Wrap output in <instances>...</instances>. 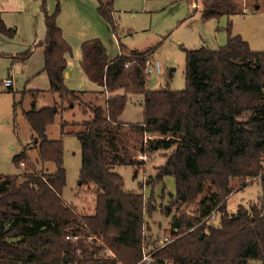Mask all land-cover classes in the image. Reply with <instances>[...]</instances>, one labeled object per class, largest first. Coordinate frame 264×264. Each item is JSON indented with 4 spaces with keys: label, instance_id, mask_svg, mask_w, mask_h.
<instances>
[{
    "label": "trees",
    "instance_id": "trees-1",
    "mask_svg": "<svg viewBox=\"0 0 264 264\" xmlns=\"http://www.w3.org/2000/svg\"><path fill=\"white\" fill-rule=\"evenodd\" d=\"M54 1L52 14L47 13L45 0L41 2L42 70L47 92L57 95L62 107H78L88 116L72 133L81 151L78 182L92 186L95 206L92 213L79 214L62 200L66 180L62 141L46 135L61 106L31 104L23 115L33 144L40 160L54 163L56 171L32 170L24 149L13 157L20 172L0 174V264H264V51L251 50L241 36L231 35L228 24L227 41L219 48L183 49V89L168 85L153 89L145 67L154 62L149 57L156 46L129 49L120 44L119 53L109 57L98 38H88L80 44L79 65L99 88L70 90L64 80L71 47L57 24L61 0ZM96 1L98 15L116 32L114 0ZM199 2L202 20L229 18L246 10L242 0ZM14 34L0 13V35ZM31 51L32 47L16 55L14 62L28 59ZM0 86V92L12 91L2 81ZM41 92L31 90L32 95ZM129 94L143 96L142 122L119 119ZM65 125L61 124V134ZM145 134L155 137L148 140L147 152L166 151L164 163L147 184L154 187L166 177L174 179V198L163 214L168 217L175 208L170 234L176 238L154 251L149 262L139 263L146 240L145 216L155 211V199L143 200L139 191L125 189L115 168L132 166L136 178L143 162L135 155L143 150ZM255 179L260 181L261 197L229 214L231 182ZM138 186L142 188L141 181ZM181 205H194V211L183 212ZM213 212L219 216L218 224L209 221ZM106 249L115 258L101 256Z\"/></svg>",
    "mask_w": 264,
    "mask_h": 264
},
{
    "label": "rangeland",
    "instance_id": "rangeland-1",
    "mask_svg": "<svg viewBox=\"0 0 264 264\" xmlns=\"http://www.w3.org/2000/svg\"><path fill=\"white\" fill-rule=\"evenodd\" d=\"M41 2L42 0H0V13L5 25L15 29L12 38L0 35V82L8 74L13 77L12 91L0 92L2 175L20 172V168L13 164V157L24 149L32 170L45 173L56 171L54 163L40 160L37 147L33 144L31 129L23 115V111L33 103L37 108L54 104L61 106L59 97L47 92L48 80L42 70L43 50L39 42L44 39L45 25ZM199 5V0H114L112 16L116 32H113L110 25L98 15L96 0H61L57 24L71 47V54L67 55V76L64 80L66 87L70 90L89 91V87L93 85L79 67L80 44L88 38H98L109 57H115L119 53L120 44L129 49L156 46V51L149 57V61H157L160 65V73L150 76V79L154 78L156 81L151 84L153 89H161L166 85L173 90L183 89V49L219 48L227 41L228 24L231 26V35L241 36L253 51H264V0H242V7L246 9L243 13L229 18L221 16L207 20H202ZM55 7L54 0H45L48 14L54 13ZM31 47L28 59L14 62L16 55L23 54ZM31 90L43 92L32 95ZM142 105V95L129 94L120 121L132 124L142 122ZM87 118L78 107L70 108L64 104L46 128L49 139L62 141L66 180L61 198L79 214H90L95 206L92 186L80 185L78 182L81 151L80 143L72 133L81 129L80 123ZM62 123L66 124L64 134H61L60 129ZM147 135L150 140H154V136ZM164 152L166 151L162 149L148 151L147 160L142 161L143 165L137 166L136 178H133L132 166L115 168L123 178L125 189L139 191L143 194V200L150 196L155 199V211L150 216H145L143 226L146 240L142 246L146 250L156 248L162 238L168 236L171 231L170 218L175 212V208H171L170 216L163 214L164 209L170 208V202L174 198V179L166 177L154 187H150L151 182L150 185L147 184L156 174V168L164 163ZM139 181L142 182L141 189ZM243 184L241 180L231 182L233 192L226 202L229 214L236 212L239 205L247 206L262 195L258 179ZM180 210L190 214L194 211V205H181ZM209 221L218 224V214Z\"/></svg>",
    "mask_w": 264,
    "mask_h": 264
},
{
    "label": "built area",
    "instance_id": "built-area-1",
    "mask_svg": "<svg viewBox=\"0 0 264 264\" xmlns=\"http://www.w3.org/2000/svg\"><path fill=\"white\" fill-rule=\"evenodd\" d=\"M195 6H197V4H195ZM145 72L148 75L159 74L160 73V65H159V63L157 61L153 62V63L147 62L146 67H145ZM2 85L4 87H12L13 81H12V77H11L10 74L2 81ZM149 139H150V136L145 134L144 135V139H143V150H137L136 151L135 157H136L137 160H139V161H146L147 160V158H148L147 147H148V142H149L148 140ZM214 216H215V213L213 212L208 217L210 219H212V218H214ZM208 217H206V218H208ZM169 234H168V236L163 237L162 240L160 241V244L158 246H156V248H154L152 250H146L145 246H142V248H141L142 259L140 260L139 263H141V262H149L150 258H151V254L154 251H156L157 249L163 247L164 245L172 242L176 238L175 235H171V234L169 235ZM74 239H77V237H74ZM91 239H92V237L88 238V240H91ZM101 256H103L104 258H109V259L115 258L114 253L112 251L108 250V249H106L105 252L103 251V253H101ZM115 264H122V263L120 261H117Z\"/></svg>",
    "mask_w": 264,
    "mask_h": 264
},
{
    "label": "crops",
    "instance_id": "crops-1",
    "mask_svg": "<svg viewBox=\"0 0 264 264\" xmlns=\"http://www.w3.org/2000/svg\"><path fill=\"white\" fill-rule=\"evenodd\" d=\"M80 60V59H79ZM67 66H68V61H67ZM43 67V66H42ZM79 67H80V65H79ZM66 70H67V67H66ZM67 74V73H66ZM9 75V74H8ZM7 75V76H8ZM67 76V75H66ZM11 77H12V75H11ZM5 79V78H4ZM4 79H2V81L4 80ZM152 80H154V79H151V81H150V84H153L154 82H156V81H153L152 82ZM12 81H13V77H12ZM90 88V90H92V91H94V90H97L99 87L97 86V85H95V84H93L92 86H90L89 87Z\"/></svg>",
    "mask_w": 264,
    "mask_h": 264
},
{
    "label": "water",
    "instance_id": "water-1",
    "mask_svg": "<svg viewBox=\"0 0 264 264\" xmlns=\"http://www.w3.org/2000/svg\"><path fill=\"white\" fill-rule=\"evenodd\" d=\"M257 8H258V7L256 6L255 9H257ZM66 75H67V74L65 73V76H66ZM153 81H154V80H152V82H153ZM201 237H202V235H201Z\"/></svg>",
    "mask_w": 264,
    "mask_h": 264
}]
</instances>
